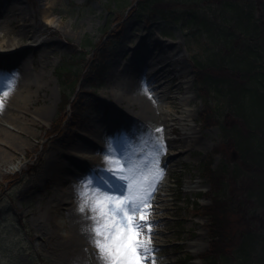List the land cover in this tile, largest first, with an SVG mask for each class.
<instances>
[{
  "label": "rangeland",
  "instance_id": "obj_1",
  "mask_svg": "<svg viewBox=\"0 0 264 264\" xmlns=\"http://www.w3.org/2000/svg\"><path fill=\"white\" fill-rule=\"evenodd\" d=\"M49 1L33 0V4L29 0H18L16 5L37 9ZM55 1L54 21L62 19L59 30L55 28V23L47 24L39 17L48 29L46 34L52 33L54 38H59L60 43L55 47L37 48L35 54L27 52L20 56L21 62L28 61L26 67L30 75L45 72L50 86L45 85L39 91L37 102L29 108L31 111L22 113L25 109L18 112L6 107L0 110V130L12 122L9 113L14 117L18 113L27 120L32 115L38 117L36 123L30 125L28 133L12 129L9 132L12 134L4 135L0 131L2 153L9 160L0 169H3L0 174V264H102L98 250L93 245L79 262L71 261L66 254L55 249L54 230L57 226L53 205L57 192L50 163L56 146L64 138L72 131L91 135L94 129L88 127L96 120L102 123L104 117H110L109 122L115 124L118 135H122L121 126L128 117L111 112L108 106L104 107V102L114 103L120 112L132 114L134 108L128 107L127 101L120 104L116 97L107 96L109 92H120L128 85L131 76H136V80L145 77L141 71L151 69L152 58L162 49L179 51L183 57L182 64L191 70L194 100L190 109L196 111L193 124L200 130L203 142L194 146L190 143L193 151L181 154V162L171 164L169 171L166 165L171 199L166 211L169 233L158 255L165 264H209L206 259L212 242L209 213L212 208L213 212L217 208L213 193L221 194L222 191L224 199L220 200L225 208L224 217L228 227L223 240L227 249L220 264H237L235 250L243 238L241 235L255 231L264 233V209L259 204L260 198L254 195L263 184H255L250 179L254 176L264 183V169L252 172L255 171L254 167L248 170L247 164L241 162L240 155L230 146L234 142L231 139L238 137L235 131L238 119L228 111L227 103L223 107L224 103L218 96L210 94L205 97L198 84L197 77L201 72L196 65L201 69L210 68L212 61L208 54L224 52L228 47L223 44H217L216 47L213 41L193 34L188 25L170 19L168 7L171 4L181 12L185 10L186 4L199 3V9L204 6L213 12L217 11L227 17L229 24L238 27L249 16L247 19L256 23L257 32H263L264 0H215L214 5H209L206 0H165V3L149 13L142 11L137 0ZM226 4H232L233 7H227ZM19 23H23L22 20ZM20 26L11 28L12 39L22 36ZM55 30L58 32L54 33ZM240 31L244 32L243 29ZM240 36V40L231 44L234 57L242 54V48H255L260 42ZM23 38L24 46L34 43L29 35ZM13 74L16 73L6 75L7 82H10ZM30 75L23 74L20 77L30 83L33 81ZM176 84L177 80H174L173 85ZM253 104L257 106L258 114L264 115V97H255ZM17 121H14L15 125ZM168 125L164 130L166 138L177 141L183 136V129L178 124L169 121ZM238 128L243 130L241 122ZM115 132L113 135L118 136ZM145 133L146 128L140 127L143 139L137 136L140 143L132 147L133 151H145ZM109 138L106 132L103 140L108 147L111 146ZM10 140L19 143L12 146ZM127 147L118 140L114 143L113 151L123 154ZM95 148L87 154L88 157L98 156ZM244 150L245 154L249 153L248 149ZM9 163L11 167L20 165V168L6 172ZM78 172L73 171L69 175L68 185L74 186L80 182L82 176ZM213 173L218 181L216 184H213L210 176ZM188 181H200L195 191H187ZM218 187L222 188L221 191L216 190ZM68 191L65 202L75 196V193ZM192 243L201 247L198 254L196 248L191 247ZM262 259L252 258L246 264H262Z\"/></svg>",
  "mask_w": 264,
  "mask_h": 264
},
{
  "label": "bare ground",
  "instance_id": "obj_2",
  "mask_svg": "<svg viewBox=\"0 0 264 264\" xmlns=\"http://www.w3.org/2000/svg\"><path fill=\"white\" fill-rule=\"evenodd\" d=\"M13 1L10 15H6L0 12V98L4 101L3 108H10L15 111H31L29 108L37 102L39 97V91L44 89L45 85L50 86V80L45 72H38L35 76L30 75L26 67L28 61H20V56L24 53L36 52L37 48H46L47 46H58L60 43L59 38H54L51 34L47 35V27L43 25L41 19L45 20L47 24L50 22L55 23V28L61 27L62 19L60 21H54L55 15V0L47 2L46 5L40 6L37 9H27L16 5L18 0ZM33 2V0H29ZM41 19H40V17ZM22 20L23 23H19ZM16 24V25H14ZM21 25V26H20ZM21 27V37H11L12 29L15 27ZM59 30V29H58ZM55 30L54 33H57ZM62 31V30H61ZM65 32V30H64ZM4 35L2 36V34ZM29 35L30 40H33V44L23 45V36ZM180 52H173L172 50H164L156 54L152 58V64L150 70H142L141 74L145 77L136 80V76H131L128 79V85L124 86L117 94L109 92L108 98L116 97V101L122 103L127 101L128 107L134 108L132 114L120 112L117 106L104 102V107L108 106L111 112H119L128 117L127 122L121 126L122 135H118L115 125L109 123L108 126L99 127V120L93 122L88 128L94 129L91 135L83 134L77 131H72L66 138H64L58 146L50 163L51 176L55 181L56 186V198L53 205L56 220V229L54 230V243L55 249L66 254L71 261H80L85 252L91 249L92 244L89 241L88 233L81 231L82 227L89 224V220L86 219L85 214L78 211L79 201L77 199L76 185H68V177L73 171H79L78 174L82 177L89 173L92 169L93 175L103 176V173H97L93 166H99V168L108 167L105 162V156L103 151L108 147L103 140V135L108 132L110 137H115V141L120 140L126 144V158L128 156H136L140 152L133 151L132 147H137L140 143V127L156 129L159 126L165 128L169 127L168 122L172 121L178 124L183 129V136L175 141L171 138H166L163 133V138L168 144V150L170 153H166L163 160L168 165V171L171 164L181 162V154L190 153L193 151L191 144L197 145L203 142V136L200 130L193 124L196 117V111L190 109V104L193 99V75L191 70L182 64L183 57ZM48 63L45 64L47 67ZM139 70V69H138ZM136 71L133 70L134 73ZM12 73L18 74L12 75L10 82L6 81V75ZM30 75L33 81L27 83L20 76ZM174 80H177V84H174ZM147 84V90L145 85ZM37 89L34 91V89ZM134 90V93H133ZM148 91L153 93L152 96L148 95ZM6 93V94H5ZM105 96V95H104ZM105 97V98H107ZM107 98V99H108ZM161 99H164L161 100ZM53 99L51 100V102ZM115 101V102H116ZM160 101H163L160 104ZM51 106V105H50ZM182 110V111H181ZM181 111V112H180ZM172 113L174 115L172 116ZM12 116L9 113V118L12 122H9L7 126L1 128V133H9L14 129L21 133L29 131L30 125H34L38 120L37 116L32 115L27 119L23 116ZM110 117H105L109 120ZM18 120L15 125L14 121ZM129 121V124H128ZM135 123V125H134ZM105 129V130H104ZM116 131V132H115ZM175 133V129H173ZM116 133L118 136L113 135ZM153 135H158L153 133ZM13 136V135H12ZM13 146L17 141H9ZM191 143V144H190ZM178 145V146H177ZM95 151L98 152V156H87V154ZM175 149V150H174ZM179 150V151H176ZM121 154V153H120ZM168 154V155H167ZM8 157L2 153V147L0 146V169L7 165ZM10 166L6 172L15 171L20 168V165ZM3 169L0 170V174ZM104 181L107 184H111L107 176H103ZM200 181H188L187 191L193 192L199 186ZM68 185V186H67ZM63 186V187H61ZM120 191H123V185H118ZM68 189L75 193V196L69 198L70 200L65 202L68 195ZM169 181L168 176L162 182L160 190L156 194L154 202L155 213L152 219L158 221V227L154 229L156 233L152 239L156 248L161 249L166 241V235L169 233V227L167 226L169 216L166 211L170 206L169 196ZM75 198V199H74ZM66 204V205H65ZM191 247L196 248V253L200 252L201 247L192 243ZM158 257H160L158 255ZM159 264H165L160 259Z\"/></svg>",
  "mask_w": 264,
  "mask_h": 264
},
{
  "label": "trees",
  "instance_id": "obj_3",
  "mask_svg": "<svg viewBox=\"0 0 264 264\" xmlns=\"http://www.w3.org/2000/svg\"><path fill=\"white\" fill-rule=\"evenodd\" d=\"M163 2L165 3V0H140L139 5L143 12L149 13L154 11L157 6L162 5ZM205 2L214 5L215 0H206ZM226 5L227 7L232 6V4ZM184 7L185 10L179 12L176 7L169 4L170 11L168 12L172 17L170 19L188 25L193 34H198L201 38L205 37L204 40L213 41V44L216 43V47L217 44L228 47L224 52H220L217 48L220 53L208 54L212 61L210 68L201 69L196 65L197 70L201 72L197 78L205 97L210 94L218 96L219 100L224 103L223 107L227 103L226 108L228 111L238 119L239 122L235 125L238 137L236 136L237 139H235L233 136L234 139L231 140H234V142H231L230 146L239 151L241 162L247 164L246 168L248 170L254 167L255 171L252 172H257L259 168L264 169V115H259L257 106L253 104L255 97H264V30L263 32H257L256 23H251L247 19L249 16L238 27L229 24V20H226L227 17L217 13V11L213 12L204 6L199 9V3L186 4ZM242 29L244 32L241 33L240 30ZM240 35L252 42L257 40H260V42L255 48H242V54L234 57L231 44L240 40ZM262 35L263 38H261ZM236 111L241 114L239 115ZM240 122L243 125L241 131L238 128ZM244 149H248L249 153L245 154ZM210 176L213 184H216L218 181H216L215 174L213 173ZM250 179L255 184H263L256 190L257 192L254 195L260 198L259 204L264 209V183L254 176ZM217 189L221 191L222 188L218 187ZM213 197L217 208L215 212L212 208L211 213H209L211 215L212 242L206 259L209 264H220L225 257V249H227L223 240L226 237L228 222L224 217L225 208L221 201L224 199V194L222 191L221 194L214 192ZM262 219L264 223V215ZM262 231L264 232V230ZM241 236L243 238L239 240V247L235 250L237 253L236 263L246 264L252 258L261 257L263 258L262 264H264V233H256L255 231Z\"/></svg>",
  "mask_w": 264,
  "mask_h": 264
},
{
  "label": "snow or ice",
  "instance_id": "obj_4",
  "mask_svg": "<svg viewBox=\"0 0 264 264\" xmlns=\"http://www.w3.org/2000/svg\"><path fill=\"white\" fill-rule=\"evenodd\" d=\"M148 95L153 93L148 91ZM3 107L0 98V110ZM163 133L162 125L154 130L146 128L145 151L127 158L113 151L115 137H110L111 146L103 151L108 167L93 166V169L107 176L111 184L103 176L93 175L92 169L79 178L78 211L90 221L81 231L88 233L102 264H159L160 249L152 239L159 222L152 217L156 194L167 176L163 157L168 144ZM120 184L123 191L118 188Z\"/></svg>",
  "mask_w": 264,
  "mask_h": 264
}]
</instances>
